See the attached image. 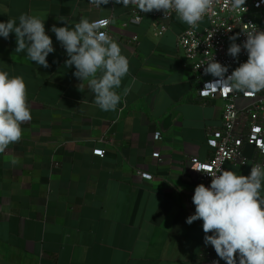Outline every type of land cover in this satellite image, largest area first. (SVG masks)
Returning <instances> with one entry per match:
<instances>
[{
  "label": "crops",
  "instance_id": "0c3cea01",
  "mask_svg": "<svg viewBox=\"0 0 264 264\" xmlns=\"http://www.w3.org/2000/svg\"><path fill=\"white\" fill-rule=\"evenodd\" d=\"M22 13L48 14L41 18L55 51L44 68L15 51V33L0 37V70L23 77L32 115L20 142L0 154V264H214L199 257L203 221L186 223L198 185L188 169L193 157H211L207 131L221 126L223 101L194 90L177 45L185 23L150 13L133 23L130 7L114 0L99 8L90 0H0V22L18 24ZM61 17L70 29L81 17L111 18L109 33L129 61L116 91L130 92L116 111L100 110L75 66L65 67L51 31L65 26ZM236 171L249 175V164Z\"/></svg>",
  "mask_w": 264,
  "mask_h": 264
},
{
  "label": "clouds",
  "instance_id": "9594fccd",
  "mask_svg": "<svg viewBox=\"0 0 264 264\" xmlns=\"http://www.w3.org/2000/svg\"><path fill=\"white\" fill-rule=\"evenodd\" d=\"M110 0H90L95 7L109 4ZM127 8L133 5L142 13L163 11L164 17L175 13L177 18L196 29L198 24L213 8L216 0H114ZM230 11H247L245 0H225ZM75 12L72 13L75 16ZM47 13L28 14L15 19L0 22V37L9 38L15 33L16 52L26 51L30 61L44 68L49 67L47 57L55 51L53 41L45 31ZM52 26L56 39L66 50L68 59L65 67L75 66L74 76L82 83L88 82V88L94 94V104L102 111H116L122 96H127L130 88L118 93L122 79L129 74V61L122 54L119 44L113 40L106 29L112 22L110 18L90 21L81 17L73 28ZM246 30L243 45L235 43L237 36L230 37L233 42L228 48V55L237 58L242 48L248 59L235 68L230 75L228 66L217 62L213 57L204 68L205 74L218 78L215 84L225 93L232 91L253 95L264 90V31L250 24ZM80 90V89H79ZM32 119L27 98V86L22 76H10L0 70V154L5 153L10 145L19 143L22 124ZM15 166L19 160L13 158ZM194 171L211 176L210 186L199 184L195 187L192 202L195 213L186 219L191 225L202 220L205 233V245H211L217 256L226 264H264V165L254 163L250 174L237 175L230 170L212 171L203 164L193 167ZM208 233H212L208 235ZM214 264H218L215 261Z\"/></svg>",
  "mask_w": 264,
  "mask_h": 264
},
{
  "label": "built area",
  "instance_id": "2783aa9c",
  "mask_svg": "<svg viewBox=\"0 0 264 264\" xmlns=\"http://www.w3.org/2000/svg\"><path fill=\"white\" fill-rule=\"evenodd\" d=\"M128 7L132 12L131 22H140L142 12L133 5ZM244 7L247 8L246 12L230 11V5L226 6L225 0H216L212 10L199 22L196 29H190L185 24V28L177 37V45L183 51L186 65L193 73L196 93L223 101L221 126L214 133L207 131V141L213 149L211 157L206 160L193 157L192 165L188 169L193 181L206 187L210 186L212 177L194 171L193 167L198 164H203L212 171L231 168L230 171L236 174V169L248 164L249 174L254 163L264 165V90L253 95H245L239 91L225 93L215 84L218 78L204 72L206 64L212 57L222 65L228 66L226 75H230L241 63L247 61L248 54L243 48L237 58L228 55V48L233 42L230 37L237 36L235 43L242 46L247 38L244 31L250 30V24H255L259 30L264 31V0H245ZM149 13L160 20L176 16L173 12L164 17L162 10ZM109 26L110 24L106 29L101 30L109 33ZM136 40L134 37L133 41ZM154 137L161 138V133L156 132ZM94 153L103 157L105 150L98 148ZM154 156L159 157L160 152H155ZM138 172L143 177H152L140 169ZM187 205L195 213L192 197L187 199ZM199 257L202 261H218V264H226L217 256L211 245H205L204 239L200 246Z\"/></svg>",
  "mask_w": 264,
  "mask_h": 264
}]
</instances>
